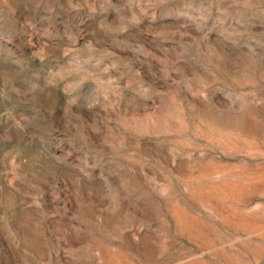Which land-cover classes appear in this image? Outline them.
Listing matches in <instances>:
<instances>
[{
	"label": "rangeland",
	"instance_id": "obj_1",
	"mask_svg": "<svg viewBox=\"0 0 264 264\" xmlns=\"http://www.w3.org/2000/svg\"><path fill=\"white\" fill-rule=\"evenodd\" d=\"M0 264H264V0H0Z\"/></svg>",
	"mask_w": 264,
	"mask_h": 264
}]
</instances>
